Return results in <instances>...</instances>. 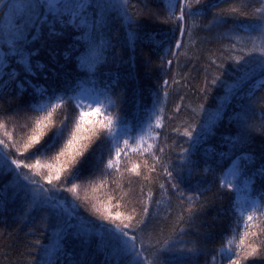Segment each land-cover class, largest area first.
<instances>
[{
	"label": "trees",
	"instance_id": "1",
	"mask_svg": "<svg viewBox=\"0 0 264 264\" xmlns=\"http://www.w3.org/2000/svg\"><path fill=\"white\" fill-rule=\"evenodd\" d=\"M64 2L71 5L73 0ZM131 3L133 7L130 11L138 13L136 23L130 28L121 10H113L107 26L96 34L95 46L90 43V37L84 34V30L73 31L71 28L63 38L48 41L43 47L39 42L32 44L30 48L41 47L39 54L31 57L33 66L39 61L46 68L42 74L38 73L37 77L28 79L48 86L49 95H63L65 99L68 96L78 98L84 89H90L93 93L107 89L108 96L115 101L116 107L112 111L120 115L121 126L127 125L133 136L143 135V146L154 143L165 147L164 159L170 161L168 166L173 170L175 182L187 193L202 192V195L191 219L177 224L179 215L187 217L184 210L186 204L180 205L166 177L153 173V180L148 185L152 191L149 207L152 217L148 231L153 233L154 239L163 240L172 236L174 227L185 229L184 233L177 231L172 238L175 251L161 252V264H211L212 256L219 254V249L226 245L227 239L235 236L233 247L239 243L243 218L236 205L247 208L255 201L258 208L264 207V178L254 175L256 169L264 165V89H254L249 100L247 94L255 81H245L239 85L230 102L223 100L225 86L238 81L245 67L250 66L243 62L237 65L229 56L242 55L241 48L251 47L248 41L251 32L249 25L257 23L251 13L260 5L258 0H202L201 4L192 6L196 15L191 18L185 16L184 23L190 33L186 31L184 37H181L178 23L167 18L165 0H131ZM234 7L249 15L229 12ZM4 13L5 7L0 11V48L4 46L1 35ZM221 13L222 19L216 20L215 17ZM23 15L27 17V13ZM129 32L137 33L134 42L129 41ZM149 35L153 40L148 39ZM177 40L182 41L183 54L170 67L166 61L172 57L167 50L169 47L174 49ZM101 41L109 42L110 46L105 47ZM233 44L236 45L235 49L231 47ZM49 49L55 52V59L49 55ZM66 51L71 54L68 60L64 59ZM92 59L99 61L95 75L85 68L86 63ZM246 59L250 60L251 57ZM221 64L223 66L218 67ZM11 67L18 69L20 79L25 78L20 65L13 62ZM216 76H220V80L212 85L210 81ZM173 78L179 83L172 84ZM164 80L169 81V86L163 85ZM206 81L207 91H202ZM55 102V98L52 99L51 103ZM74 102L56 109L52 117L54 125L59 124L65 114L72 117L73 121L78 119V112L72 106ZM41 104H49L48 96L34 95L32 89L18 95L15 84L5 88L0 96V109L4 112L0 116V124L5 126L0 129V139L4 138L5 129L10 132L14 130L18 140L25 138L30 133L28 125L41 114L32 109ZM222 104V115L212 125V134L200 136V144L192 146L187 154L192 161L189 166L181 159L180 148L190 147V142L186 143L188 138L173 129L178 128L182 132L188 125L196 123L197 131L193 133L196 137L200 125L207 123ZM178 105L180 110L176 111ZM199 105L204 106L203 113H200ZM244 109H247L246 113ZM238 113L245 116L243 128L237 122ZM156 115L163 117L162 129L155 128ZM158 131L161 133L159 139H150ZM241 133L246 137V142L234 147L229 137ZM93 141L83 164V177L76 181L82 185L80 199L66 205L71 216L62 211L51 212L46 208L30 210L21 197L16 195L19 190L15 189L14 174L0 176V186H3L0 191L3 197V207H0V264H44L46 251L52 264H106V261L112 260L111 250L105 248L95 234L94 220L90 216L91 203H99L95 196L103 199L104 192L94 194L91 187L93 180L99 184L104 179L101 171L109 158L110 146L103 139L94 137ZM242 153L255 157V163L243 160L238 162L241 176L253 177L249 183L251 202L241 199L240 188L228 191L219 187L220 177L225 176ZM137 160L135 154H130L129 159L122 161L119 166L123 177L120 172H114L109 180L123 184L127 190L129 178L133 182L140 178L124 172V168L131 167ZM97 164L99 170L92 175ZM161 183L165 184L164 189L160 188ZM115 186L111 183L105 185L104 191ZM139 191L140 184H135L134 200L139 199ZM61 195L69 197L71 201L68 193ZM85 195L92 199L85 202ZM74 204L82 206L74 207ZM238 221L240 227H237ZM251 223L254 226L250 231H259V228L264 227V217L257 216ZM68 224L72 227L67 228ZM232 229H236V232L233 233ZM37 239L41 241L40 245L34 243ZM193 247L195 253L183 251ZM258 252L260 254L250 257L245 264H264V248H258ZM223 264H228V261Z\"/></svg>",
	"mask_w": 264,
	"mask_h": 264
},
{
	"label": "snow or ice",
	"instance_id": "2",
	"mask_svg": "<svg viewBox=\"0 0 264 264\" xmlns=\"http://www.w3.org/2000/svg\"><path fill=\"white\" fill-rule=\"evenodd\" d=\"M165 3L168 8L167 18L174 19L178 23L180 36L184 37L186 31L190 33V29H186L184 23L185 16L191 18L196 15L192 11V6L201 4L202 0H165ZM258 3L260 6L251 13L257 23L249 25L251 32L248 34V41L251 47L241 48L242 55L229 56V59H234L237 65L243 62L244 65L250 66L245 67L238 81L225 86L223 100L226 102H230L231 98L236 95L239 85L245 81H255L247 94L249 100L254 94V89H264V0H258ZM0 5L7 8L11 16L18 17L15 20V30L5 41L3 48H0V96L3 95L5 88L15 84L18 95H23L28 89H32L34 95L48 96L49 99V104H41L35 109L29 105L30 109L41 114L35 118L31 125H28L30 133L26 134L25 138L18 140L14 136V130L12 132L4 130V138L0 139V176L8 173L14 174L15 189L19 190L16 195L21 197L30 210L46 208L51 212L62 211L71 216L72 213L68 211L66 205L80 199L79 192L82 185L76 181L83 177V164L87 159L89 148L94 142L93 138L105 140L110 147L109 158L101 171L104 179L99 184L93 180L91 187L94 194L103 191L104 195L103 199L95 196V200H98L99 203H91L90 216L94 220L95 234L104 243V247L111 250L112 260L106 261V264H113V262L114 264H161V252L175 251L172 238L177 231L184 233L185 229L174 227L172 236L163 240L154 239L153 233L148 231L152 217L149 212L152 191L148 185L153 180L152 174L166 177L167 183L175 193L180 205L186 204L184 210L187 212V217L183 214L179 215L177 224L180 221L191 219L202 192L187 193L180 188L179 183L175 182L173 170L168 166L170 161L164 159L165 147L154 143H147L146 146H143L145 145L143 135L133 136L127 125L121 126L120 115L114 114L112 111L116 107L115 101L108 96L107 89L104 92L83 93L78 98L68 96L65 99L63 95H49L48 86L33 83L28 79V77H37L38 73L42 74L46 68V65L39 61H36L33 66L31 57L37 56L41 47L48 41L63 38L69 28L73 31L84 30V34L90 37V43L95 46L96 34L107 26L111 12L117 8L121 10V15L131 28L136 23L138 15V13L130 11V8L133 7L131 0H73L71 5L65 4L64 0H29L27 4L23 5L27 9L26 18L24 15H19L21 6L17 5L14 0H7V3L5 0H0ZM177 7L179 8L178 14L176 13ZM229 12L249 15L248 12L235 7L231 8ZM215 19L221 20L222 13ZM253 32L255 35H252ZM136 39L137 33L129 32V41L134 42ZM148 39L151 41L153 37L149 35ZM37 42L41 47L30 48ZM101 43L105 47L110 46L107 41H101ZM181 45L182 41L177 40L174 49L169 47L167 50L172 57L166 61L170 67L174 60L183 54ZM231 47L235 49L236 45L233 44ZM49 55L55 59V52L51 49H49ZM70 56V52L66 51L64 59L68 60ZM246 57H251V59L248 60ZM13 62L23 68L24 79H20V72L17 68L11 67ZM213 62L215 63V61ZM98 63V59H92L86 63L85 68L95 75ZM222 66V64L218 65V67ZM44 79L47 80V76ZM219 80L220 76H216L211 79L210 83L216 85ZM171 83L178 84L179 81L173 78ZM163 85L169 86V81L164 80ZM207 87L208 82L206 81L202 91H207ZM54 98L56 102L51 103ZM73 101L75 102L72 106L78 112V119L73 121L72 117L65 114L59 124L54 125L52 117L56 109ZM223 107L222 104L220 110L211 116L207 123L200 125V132L196 137L193 136V133L197 131L196 123L188 125L182 132L178 128L173 129L188 138L186 143L190 142V147L181 146L180 148L181 159L189 166L192 161L188 159L187 154L191 147L200 144V136L212 134V125L222 115ZM179 110L178 105L176 111ZM193 111L195 112L196 109ZM199 111L200 113L204 112L203 105H199ZM246 111L247 109H244L245 113ZM3 115V109H0V116ZM236 119L243 128L245 116L238 113ZM163 126V117L156 115L155 128L162 129ZM4 128L5 126L0 124V129ZM49 132L51 135H48ZM160 135L161 133L158 131L155 137H150V139L158 140ZM229 140L235 147L237 144H244L246 137L241 133L235 137H229ZM130 154H135L138 160L136 163H132L131 167L125 166L124 172L131 173L140 179L133 182L129 178L128 188L125 190L123 184L115 180L110 181L109 178L114 172H120V164L122 161L128 160ZM241 160L255 163L253 155L242 153L233 162L234 168L228 172L227 176L220 177L219 187L221 189L232 191L236 187L234 181L242 174L238 163ZM100 162L102 163V159ZM96 170H99V164L93 170L92 175ZM120 175L123 177V172H120ZM254 175L264 178V165L258 167ZM252 179L253 177H246L245 186L251 183ZM110 183L116 186L104 191L105 185ZM135 184H140L138 200L133 199ZM159 186L161 189L165 188L164 183ZM2 190L3 186H0V191ZM62 193H68L71 201L69 197L62 196ZM91 199L87 195L84 197L85 202ZM81 206L74 204V207ZM0 207H3L2 196H0ZM236 209L240 217L243 218V232L239 236V243L233 247L235 236L232 239H227L226 245H222L219 249V254L212 256L211 264H223L224 261H228V264H245L250 257L260 254L258 248H264V227L259 228V231H250L254 226L251 222H254L257 216L264 217V207L258 208L256 202L252 201L249 207L236 205ZM71 227V224L67 225V228ZM237 227H240L239 221ZM232 231L235 233L236 229H232ZM78 235L79 233H77ZM34 243L40 245L41 241L37 239ZM183 251L195 253L196 249L194 247L186 248ZM48 256L46 251L44 264H52Z\"/></svg>",
	"mask_w": 264,
	"mask_h": 264
},
{
	"label": "rangeland",
	"instance_id": "3",
	"mask_svg": "<svg viewBox=\"0 0 264 264\" xmlns=\"http://www.w3.org/2000/svg\"><path fill=\"white\" fill-rule=\"evenodd\" d=\"M14 2L17 5L21 6V13L19 15H23L24 13H27V9L25 7H23V5L27 4L29 2V0H14ZM17 18L18 17L11 16L8 12V9L5 8L4 22H3V25L1 28V35L3 37L2 42L4 44H5V41L10 38L11 33L15 30V20ZM83 93H93V91L90 89H84L83 91H81L79 93V96ZM233 168H234V164L227 170L225 176H227L228 172L231 171ZM245 179H246L245 177L240 175L237 178V180L234 181V183L236 185L235 189L240 188V191H241L240 197L243 201L247 200V201L251 202L252 200L250 198L251 197L250 196V187H249V184L247 186H245Z\"/></svg>",
	"mask_w": 264,
	"mask_h": 264
},
{
	"label": "water",
	"instance_id": "4",
	"mask_svg": "<svg viewBox=\"0 0 264 264\" xmlns=\"http://www.w3.org/2000/svg\"><path fill=\"white\" fill-rule=\"evenodd\" d=\"M5 2L7 3V0H5ZM3 5H0V11L3 9Z\"/></svg>",
	"mask_w": 264,
	"mask_h": 264
}]
</instances>
